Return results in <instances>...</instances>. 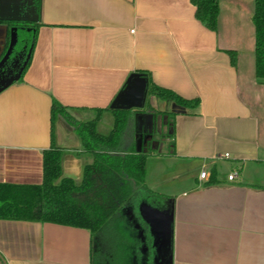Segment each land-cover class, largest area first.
Here are the masks:
<instances>
[{
  "label": "crops",
  "instance_id": "obj_1",
  "mask_svg": "<svg viewBox=\"0 0 264 264\" xmlns=\"http://www.w3.org/2000/svg\"><path fill=\"white\" fill-rule=\"evenodd\" d=\"M254 10V0H220L213 31L196 18L192 0H43L23 80L0 92V183L41 184L43 154L54 143L66 149L63 176L80 184L93 156L62 116L52 139L53 97L81 121L105 109L97 130L108 134L109 108L134 103L151 77L200 99L195 108L150 99L164 113L158 132L175 124L171 145L168 136L153 142L150 153H160L148 157L145 177L173 202L171 264H264V82L256 76ZM7 35L0 23V56ZM228 51L237 53L235 66ZM203 168L210 175L214 168L215 184L200 179ZM130 215L123 223L135 227ZM121 227L95 252L87 229L0 218V264H135L126 255L132 237ZM135 246L140 263L144 253Z\"/></svg>",
  "mask_w": 264,
  "mask_h": 264
},
{
  "label": "trees",
  "instance_id": "obj_2",
  "mask_svg": "<svg viewBox=\"0 0 264 264\" xmlns=\"http://www.w3.org/2000/svg\"><path fill=\"white\" fill-rule=\"evenodd\" d=\"M254 1L256 76L260 82H264V0ZM42 2L43 0H33V7L39 16ZM192 2L196 7V18L208 29L216 31L220 0H192ZM0 23L8 26L7 43L0 60L8 49L12 26L18 27L17 48H21L26 43L29 48L31 47L29 59L18 80L21 82L31 62L40 24L5 19H0ZM228 52L231 63L235 66L237 53ZM152 97L173 102L185 108H195L200 104L199 98H186L173 89L156 84L149 77L148 99L145 107L143 109L110 107L114 115V126L108 134H102L97 130V123L105 109H97L98 114L94 119L81 121L53 97L52 139L54 138V121L58 116H62L74 127L81 139V150L90 153L93 161L85 165L83 181L77 184L73 179L63 176V156L66 149L52 143L51 148L45 150L43 154L41 184L0 183V218L50 222L87 229L92 236V248L95 252L98 251L99 241L103 236L118 234L120 229L114 225V220L123 208L138 196L141 200H145L147 193H155L148 187L145 179L147 159L154 149L153 142L156 138L174 137L175 124L173 120L172 132L171 126L167 129L162 128V133L158 132L157 120L161 114L164 116V113L151 105ZM170 114L175 117V113ZM148 115L151 118L149 120L146 118ZM136 116L139 120L142 118L143 123L134 125L133 130H130L131 121L133 119L135 122L139 121L136 120ZM162 126H165L163 119ZM74 152L80 154L78 150ZM216 182V172L213 168L207 184ZM132 214H134L133 211ZM141 217H144L143 214ZM97 264L101 263L97 262Z\"/></svg>",
  "mask_w": 264,
  "mask_h": 264
},
{
  "label": "water",
  "instance_id": "obj_3",
  "mask_svg": "<svg viewBox=\"0 0 264 264\" xmlns=\"http://www.w3.org/2000/svg\"><path fill=\"white\" fill-rule=\"evenodd\" d=\"M0 19H5L14 22H20V21L39 22L40 16L35 12V9L33 7V0H0ZM18 40H19L18 27L12 26L8 49L5 55L0 60V72L3 70L2 69L3 66L10 58L16 44L18 43ZM22 71L23 69L15 73L3 72L4 74L0 75V92L3 91L5 88L9 87L14 82L18 81L21 78ZM138 83L140 84V80H138ZM147 83H148V79H145L144 86L142 88L136 89L135 92L136 101L134 103L126 105L127 104L126 100L123 99V103H122L123 105H120L115 102L113 103V107H119L125 109L142 108L144 106L145 96L147 94ZM141 210H144L143 216L145 221L151 224L150 226L152 228L154 240L156 239V247H157L155 253L156 255L154 254V256H155V260L158 261V263H160L161 257H159L160 251L157 246V243H161L160 241L162 239V236L165 234V232H168L169 237L170 235L172 236V212L171 214L168 215L159 213L158 217H155L156 219H153L152 215L150 214L149 216L147 210L143 205ZM170 252H171V246H170Z\"/></svg>",
  "mask_w": 264,
  "mask_h": 264
},
{
  "label": "rangeland",
  "instance_id": "obj_4",
  "mask_svg": "<svg viewBox=\"0 0 264 264\" xmlns=\"http://www.w3.org/2000/svg\"><path fill=\"white\" fill-rule=\"evenodd\" d=\"M135 120L133 119L130 123V130H133ZM169 138V142L168 144L171 145L172 143V137H168ZM170 147V146H169ZM157 154L156 155H152L151 153L149 154V160L151 158H155L157 156H159V149H157ZM166 151V148H165ZM148 160V161H149ZM144 195V194H143ZM145 200H141L140 196H138L135 200H132L129 204H127L123 210L119 213L118 216H116L115 220H114V225L117 226V224L119 225L118 228L120 229V226H122V229H126V234L128 233L129 236L132 237V241L129 240L128 245L129 246H133L134 249H132L131 253H126V255H130V257L132 258V263L135 262V264H171V252H170V246L172 243V236L170 235V237L168 236V232H165V234L162 236L161 239V243H157V246L159 248V257H161L160 263H158V261L155 260V256L154 253H156L157 247H156V239L154 240V235L152 233V228H151V224L148 223L147 221H145L144 224H140V221L142 220L141 218V214L144 215V210L142 209V205L145 207V209L147 210L149 216L150 214L152 215L153 219H156L155 217H158L159 213H163L164 215H168L171 214L172 212V199H170L167 196H164L163 194H160L158 192H153V193H147ZM134 212V214L131 216L134 220L135 223V227L136 225L138 226V230L136 232V230H131L130 229H136L133 225L128 224L126 225V223L124 224V219L123 218H128V213L130 214L131 212ZM150 218V217H149ZM136 219L139 220L138 223L136 222ZM141 231H144V236L142 234ZM138 235H141L142 237L138 240L137 237H139ZM136 237V239H135ZM148 239V240H147ZM143 240V241H142ZM154 240V241H153ZM149 245V248H147V254H145L144 251V247L145 244L147 243ZM140 244V250L144 253V255L142 257H140V259L138 258L140 263H137V257H135L136 253H132L135 248H136V244ZM151 243V245H150ZM123 245H125V243H123ZM150 252L152 253V256H150ZM135 254V255H134ZM139 254V253H138ZM137 254V255H138ZM129 257V259H130ZM152 257V259H150Z\"/></svg>",
  "mask_w": 264,
  "mask_h": 264
},
{
  "label": "flooded vegetation",
  "instance_id": "obj_5",
  "mask_svg": "<svg viewBox=\"0 0 264 264\" xmlns=\"http://www.w3.org/2000/svg\"><path fill=\"white\" fill-rule=\"evenodd\" d=\"M20 22H26V21H20ZM19 42V40H18ZM18 43L16 44L10 58L7 60L5 65L3 66V70L0 72V75H3L8 72H18L21 69H23L27 61L29 59L30 53H31V47H28V43L24 44L21 48H17Z\"/></svg>",
  "mask_w": 264,
  "mask_h": 264
},
{
  "label": "built area",
  "instance_id": "obj_6",
  "mask_svg": "<svg viewBox=\"0 0 264 264\" xmlns=\"http://www.w3.org/2000/svg\"><path fill=\"white\" fill-rule=\"evenodd\" d=\"M229 156H230L229 153H225V154L223 155V157H226V158H228ZM209 176H210L209 171L203 168V169L201 170V172H200V179L206 180V179L209 178ZM236 177H237V173H236V172H232V173H230V174L228 175V179H229V180H234Z\"/></svg>",
  "mask_w": 264,
  "mask_h": 264
}]
</instances>
